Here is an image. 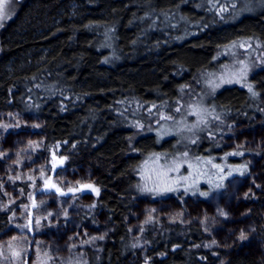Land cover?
Wrapping results in <instances>:
<instances>
[{"label": "trees", "instance_id": "trees-1", "mask_svg": "<svg viewBox=\"0 0 264 264\" xmlns=\"http://www.w3.org/2000/svg\"><path fill=\"white\" fill-rule=\"evenodd\" d=\"M206 9L195 0H25L0 34V110L37 116L46 146L59 144L67 167L99 174L97 207L112 219L97 248H86V264H218L227 257L229 264H264V249L257 257L204 248L208 238L193 224L149 228L148 246L137 249L122 219L136 194L134 163L164 152L169 141L136 139L121 103L175 98L186 79L213 68L217 49L232 40L256 37L264 45V9L226 28L209 21ZM170 13L182 28L198 22L205 29L192 35L165 25L163 31L160 19ZM252 80L262 89L257 76ZM218 98L231 114L227 121L264 123V114L253 120L258 113L244 90L226 88ZM260 207L251 215L264 248ZM11 212L0 213V234Z\"/></svg>", "mask_w": 264, "mask_h": 264}, {"label": "rangeland", "instance_id": "rangeland-1", "mask_svg": "<svg viewBox=\"0 0 264 264\" xmlns=\"http://www.w3.org/2000/svg\"><path fill=\"white\" fill-rule=\"evenodd\" d=\"M195 1L218 28L264 9V0ZM24 3L12 0L0 34ZM170 14L160 19L163 31L165 25L192 35L205 29L198 22L182 28L176 13ZM213 65L186 79L173 99L121 103L136 139L152 135L158 146L169 141L164 152H149L134 163L136 194L122 219L137 249L148 246L147 229L157 233L176 223L199 226L208 238L204 248L263 253L251 214L259 205L264 217V123L227 121L231 114L218 95L226 88L244 90L258 113L253 120L262 121L264 45L256 37L237 38L217 49ZM256 76L263 90L252 80ZM42 125L35 115L0 110V213L12 208L8 229L0 234V264H86V248H97L112 219L97 207L99 174L86 166L67 167L60 145L46 146ZM173 161L181 165L178 172L168 171ZM229 258L218 264H229Z\"/></svg>", "mask_w": 264, "mask_h": 264}, {"label": "snow or ice", "instance_id": "snow-or-ice-1", "mask_svg": "<svg viewBox=\"0 0 264 264\" xmlns=\"http://www.w3.org/2000/svg\"><path fill=\"white\" fill-rule=\"evenodd\" d=\"M12 3V0H0V20H3L6 18V15H7V9L9 7V5ZM245 69L244 68H241L240 69V75L241 77L243 76V73H244ZM233 75H236V73H233ZM221 81L223 82L224 80V77L222 76L221 78ZM249 91H251V86H249ZM177 111H179V109H177ZM195 114V113H194ZM195 141H193L194 143ZM185 156H187L188 154L187 153H184ZM232 155H235V153H232ZM156 159L158 160L159 159V156H156ZM184 163H187L188 167L189 168H194V165L192 163H189L187 161H184ZM207 163H211V161H207ZM180 163L179 162H176V161H173V164L172 166H170L168 168V171H179L180 170ZM213 167H216L218 169H220L221 171H223L222 168H220L219 165H213ZM236 170H239V169H236ZM161 175H166V173H161ZM180 179H183L185 181H187L189 179V176H183L181 177ZM54 187V185H53ZM87 187H91L90 185L87 186ZM93 191H97L96 189H93ZM37 223H39L37 221ZM241 239H245L246 237L243 235V233L241 234Z\"/></svg>", "mask_w": 264, "mask_h": 264}]
</instances>
